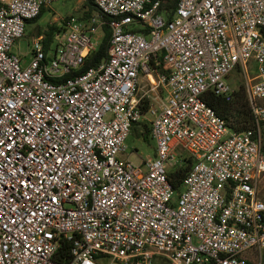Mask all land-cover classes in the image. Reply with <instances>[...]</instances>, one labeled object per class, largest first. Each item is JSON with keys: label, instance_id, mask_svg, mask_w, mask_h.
<instances>
[{"label": "built area", "instance_id": "2783aa9c", "mask_svg": "<svg viewBox=\"0 0 264 264\" xmlns=\"http://www.w3.org/2000/svg\"><path fill=\"white\" fill-rule=\"evenodd\" d=\"M52 2L0 0V264H264V0H178L171 17L161 0H94L108 57L62 81L106 21L69 15L24 63L13 47ZM238 68L256 133L231 131L203 99L230 98ZM142 76L153 97H138ZM145 121L154 156L122 158ZM188 156L176 192L168 173Z\"/></svg>", "mask_w": 264, "mask_h": 264}, {"label": "trees", "instance_id": "16d2710c", "mask_svg": "<svg viewBox=\"0 0 264 264\" xmlns=\"http://www.w3.org/2000/svg\"><path fill=\"white\" fill-rule=\"evenodd\" d=\"M178 0H161V6L159 11H165L166 14L171 17L174 9L176 8ZM84 6L87 10H84L82 18H90L96 14L102 16L106 21L102 25V38L97 49L92 52L83 62V64L76 70L65 74L62 78L57 79V81L67 80L68 78L80 75L86 72L89 68L98 67L107 57L108 49L110 45V40L112 37V30L108 24L110 18L102 14L96 7L94 0H85ZM46 11L45 7L41 9L40 14L35 19L29 21L30 23L36 22L42 14ZM68 17V16H67ZM65 17V19L67 18ZM64 19V20H65ZM63 20V22H64ZM61 25H49L45 31L44 43L48 50L51 43L54 40V35L56 32L61 31ZM158 64L155 61L152 62L154 66L158 69L160 73H168L169 70L164 68L163 54H157ZM204 101L215 111L218 115L225 119L228 128L233 132H244L252 131L256 133L257 124L255 121L254 113L250 105L248 93L244 84H239L234 88L233 93L230 98L216 95L213 91H208L203 95ZM149 100H144L143 110L145 111L148 107ZM262 134L264 137V123L261 125ZM131 134L143 135L145 139L151 137V126L149 122L135 123ZM155 154V153H154ZM193 164V159L188 156L184 159L182 164L176 169H172L168 173V178L175 189L176 192H180L183 188L182 183L186 174L189 172ZM71 243L69 241H62V244L57 253V258L62 262L68 261L70 257Z\"/></svg>", "mask_w": 264, "mask_h": 264}, {"label": "rangeland", "instance_id": "374dc122", "mask_svg": "<svg viewBox=\"0 0 264 264\" xmlns=\"http://www.w3.org/2000/svg\"><path fill=\"white\" fill-rule=\"evenodd\" d=\"M85 0H54L52 2L51 7H53V10L56 11V16L59 18L58 22L51 23L52 24H59L63 18L69 15H76L80 16L84 12V10H87V8L84 6ZM51 7H48L44 13H43V20L40 21V24L42 27H45L47 23L51 20L52 17H54L55 13L51 11ZM58 14V15H57ZM98 15V14H96ZM62 26V23H61ZM34 28V25L29 26L27 30V35L21 38L13 47V51L16 53H19L23 55L24 57V63L29 62L32 57V36L31 32ZM48 26L46 27V29ZM46 30H44L45 32ZM97 36L101 39L102 38V29L99 30ZM257 73V65L253 61L251 62L250 66V77L255 75ZM228 82L229 84L235 88L240 83L244 84L246 86V78L244 77L242 71L238 68L235 69L229 76H228ZM143 94L150 95L153 97L154 93L150 91V85L146 77H141V85L140 90L138 92V97H141ZM152 99V98H151ZM146 122V121H145ZM126 152L122 154V158H129L134 161L135 163H139L142 158H152L154 156V153L156 151V142L151 137L145 139L143 135H135L130 134L129 137L126 140ZM137 149V150H136ZM260 192H259V198L264 201V176L260 180ZM244 258L250 259L251 261L255 262L257 261V254L255 249H251L249 251H246L242 255Z\"/></svg>", "mask_w": 264, "mask_h": 264}, {"label": "crops", "instance_id": "0c3cea01", "mask_svg": "<svg viewBox=\"0 0 264 264\" xmlns=\"http://www.w3.org/2000/svg\"><path fill=\"white\" fill-rule=\"evenodd\" d=\"M53 1H54V0H53ZM51 5H52V3H51ZM51 5L48 6V7H51ZM48 7H45V9L48 10V9H47ZM50 10L53 11V13H55V14H54L55 16L51 18V20L47 23V25H46L45 27H42L41 24H40V21L43 20V14H42V16H41L36 22H32V23L28 22V24H27V26H26V32H25V35H24V36L27 35V30H28L29 26L34 25V28L32 29V32L30 33L31 36H32V41H33L34 39L38 38V37H44V38H45V32H44V30H46V27L49 26V25H51V23H54V22L56 23V22H58V20H59V18L56 16V11L53 10V7H51ZM57 15H58V14H57ZM66 17H67V16H66ZM64 19H65V18H63V20H64ZM63 20H62L59 24H55V25H61V23H63ZM18 41H19V40H18ZM18 41H17V42H18ZM17 42H16V43H17ZM23 57H24V56L22 55V58H23ZM23 60H24V58H23Z\"/></svg>", "mask_w": 264, "mask_h": 264}]
</instances>
